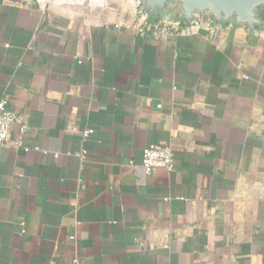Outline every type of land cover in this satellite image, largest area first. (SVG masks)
<instances>
[{
    "label": "crops",
    "instance_id": "0c3cea01",
    "mask_svg": "<svg viewBox=\"0 0 264 264\" xmlns=\"http://www.w3.org/2000/svg\"><path fill=\"white\" fill-rule=\"evenodd\" d=\"M104 1L0 0L25 127L0 147V264H264V29L155 38ZM149 142L172 170L138 165Z\"/></svg>",
    "mask_w": 264,
    "mask_h": 264
},
{
    "label": "water",
    "instance_id": "95a60500",
    "mask_svg": "<svg viewBox=\"0 0 264 264\" xmlns=\"http://www.w3.org/2000/svg\"><path fill=\"white\" fill-rule=\"evenodd\" d=\"M50 1V0H37ZM54 3L79 4L84 0H51ZM91 6L104 0H88ZM140 17L158 24L207 22L217 30L224 26L245 27L250 33L264 29V0H129ZM264 188V177L261 180Z\"/></svg>",
    "mask_w": 264,
    "mask_h": 264
},
{
    "label": "built area",
    "instance_id": "2783aa9c",
    "mask_svg": "<svg viewBox=\"0 0 264 264\" xmlns=\"http://www.w3.org/2000/svg\"><path fill=\"white\" fill-rule=\"evenodd\" d=\"M122 26L126 29H133L138 34H151L155 38H166L176 35H189L197 31L198 26L187 24L185 22L173 24H158L157 22H150L142 17L136 18L135 21H125ZM8 106L6 99H0V147L6 144H14L24 146V141L21 137L11 141L9 139V130L12 124L18 123L20 132L24 131V124ZM92 129H85L82 132L83 138H87ZM27 148V147H26ZM175 157L174 150L171 145L159 142H149L142 149V157L138 165L143 171L148 174L157 168L172 170L174 168ZM21 233H25V221L18 222ZM74 235H70L69 239L74 241ZM69 264H82L78 254L71 257Z\"/></svg>",
    "mask_w": 264,
    "mask_h": 264
},
{
    "label": "rangeland",
    "instance_id": "374dc122",
    "mask_svg": "<svg viewBox=\"0 0 264 264\" xmlns=\"http://www.w3.org/2000/svg\"><path fill=\"white\" fill-rule=\"evenodd\" d=\"M115 1H126V0H115ZM83 2L85 3L87 2V0H84Z\"/></svg>",
    "mask_w": 264,
    "mask_h": 264
},
{
    "label": "trees",
    "instance_id": "16d2710c",
    "mask_svg": "<svg viewBox=\"0 0 264 264\" xmlns=\"http://www.w3.org/2000/svg\"><path fill=\"white\" fill-rule=\"evenodd\" d=\"M148 21H150V22H155V21H152V20H148Z\"/></svg>",
    "mask_w": 264,
    "mask_h": 264
}]
</instances>
